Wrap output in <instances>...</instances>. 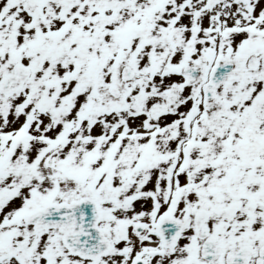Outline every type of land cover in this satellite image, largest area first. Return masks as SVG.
<instances>
[{
	"label": "snow or ice",
	"instance_id": "obj_1",
	"mask_svg": "<svg viewBox=\"0 0 264 264\" xmlns=\"http://www.w3.org/2000/svg\"><path fill=\"white\" fill-rule=\"evenodd\" d=\"M0 264H264V0H0Z\"/></svg>",
	"mask_w": 264,
	"mask_h": 264
}]
</instances>
